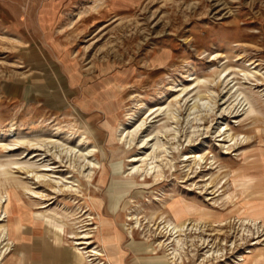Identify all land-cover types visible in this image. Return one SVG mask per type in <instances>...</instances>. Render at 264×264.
<instances>
[{
  "label": "rangeland",
  "instance_id": "obj_1",
  "mask_svg": "<svg viewBox=\"0 0 264 264\" xmlns=\"http://www.w3.org/2000/svg\"><path fill=\"white\" fill-rule=\"evenodd\" d=\"M42 246L264 264V0H0V264Z\"/></svg>",
  "mask_w": 264,
  "mask_h": 264
},
{
  "label": "crops",
  "instance_id": "obj_2",
  "mask_svg": "<svg viewBox=\"0 0 264 264\" xmlns=\"http://www.w3.org/2000/svg\"><path fill=\"white\" fill-rule=\"evenodd\" d=\"M46 246L35 247L34 253L22 251L18 264H67L64 254L59 249Z\"/></svg>",
  "mask_w": 264,
  "mask_h": 264
},
{
  "label": "bare ground",
  "instance_id": "obj_3",
  "mask_svg": "<svg viewBox=\"0 0 264 264\" xmlns=\"http://www.w3.org/2000/svg\"><path fill=\"white\" fill-rule=\"evenodd\" d=\"M121 135H122V133H121ZM126 136V135H125ZM122 137H124V134H123V136Z\"/></svg>",
  "mask_w": 264,
  "mask_h": 264
}]
</instances>
